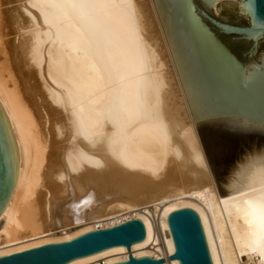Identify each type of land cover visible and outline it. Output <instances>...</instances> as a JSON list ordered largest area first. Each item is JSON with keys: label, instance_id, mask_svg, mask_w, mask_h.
<instances>
[{"label": "bare ground", "instance_id": "bare-ground-1", "mask_svg": "<svg viewBox=\"0 0 264 264\" xmlns=\"http://www.w3.org/2000/svg\"><path fill=\"white\" fill-rule=\"evenodd\" d=\"M207 1L219 12L227 0ZM157 5L0 0V106L18 167L0 214V256L141 218L147 235L130 252L114 246L66 264L153 256L156 245L166 258L175 251L168 217L191 207L214 264H264V122L208 119L237 138L219 186L200 134L209 107L179 66ZM257 77L263 67L242 80Z\"/></svg>", "mask_w": 264, "mask_h": 264}, {"label": "water", "instance_id": "water-1", "mask_svg": "<svg viewBox=\"0 0 264 264\" xmlns=\"http://www.w3.org/2000/svg\"><path fill=\"white\" fill-rule=\"evenodd\" d=\"M156 1L179 66L198 99L209 107L202 121L237 116L264 122V78L257 77L246 84L242 80L245 73L251 75L256 69L264 68V63L256 60L259 43L264 40V0H239L241 10L249 17V25L222 21L196 0ZM220 9L225 20L236 22L233 5ZM227 34L252 41L248 51L251 57L244 54L249 44L234 41ZM240 59L248 60L247 64ZM248 67L251 69L246 72ZM17 173L16 150L0 106V214L12 196ZM168 224L175 245L174 254L156 259L148 255L135 257L130 253L127 260L110 264H161L169 259H177L180 264H214L201 217L195 209L174 210L168 217ZM146 235L144 221L131 218L114 226L89 230L70 240L2 255L0 264H66L120 245L127 246L130 252L131 246L143 241Z\"/></svg>", "mask_w": 264, "mask_h": 264}, {"label": "rangeland", "instance_id": "rangeland-1", "mask_svg": "<svg viewBox=\"0 0 264 264\" xmlns=\"http://www.w3.org/2000/svg\"><path fill=\"white\" fill-rule=\"evenodd\" d=\"M196 2L199 5H201L203 8L207 9L209 12H215L214 15H216L218 18L224 19L223 14L220 11L221 9L219 10V12L216 11L213 6H211L209 3L205 2L204 0H196ZM231 4L233 5L235 11L236 23L248 24V19L240 11L239 4L237 2H232L230 0H227L226 2H223V4L220 7L226 8ZM262 59H264V45L256 53V60L262 62ZM240 60L245 64H247L248 60L245 59H240ZM250 68L251 67H248L247 70H249ZM207 122L208 121L202 122L203 125H201L202 126L201 139L203 141V147L205 150L209 168L213 174V177L215 178L219 186H221V184L225 179V175L228 172L229 166L233 161V155L237 149V147L234 146V142L236 141L237 138L231 135L230 133L220 131L215 126H212L213 124L208 126L204 125ZM128 214L130 213H125V215L124 214L121 215L116 214V215H119L118 216L119 218H123ZM115 216L111 215L110 216L111 218L108 216V218L106 217V219L103 218L101 220H98L99 222L96 223L102 224L108 221H113L115 218H117ZM105 260L106 258H102L97 261L102 263Z\"/></svg>", "mask_w": 264, "mask_h": 264}, {"label": "flooded vegetation", "instance_id": "flooded-vegetation-1", "mask_svg": "<svg viewBox=\"0 0 264 264\" xmlns=\"http://www.w3.org/2000/svg\"><path fill=\"white\" fill-rule=\"evenodd\" d=\"M205 2H207L208 3V1L207 0H204ZM210 4V3H209ZM240 8V7H239ZM205 9V8H204ZM205 10H207V9H205ZM208 11V10H207ZM240 11L242 12V14L243 15H245L246 17H247V19H248V24H241V23H236V22H233V21H227V20H224V19H220V18H218L216 15H214V14H212L211 12H209L210 14H212L213 16H215V17H217L218 19H220V20H222V21H225V22H229V23H233V24H237V25H249L250 24V20H249V17L247 16V14L245 13V12H243L241 9H240ZM220 32V31H219ZM222 33V32H221ZM225 34V33H224ZM227 35H231V37H232V39L234 40V41H238V42H244V43H246V44H249V47H248V49H247V51L244 53L245 54V56H247V57H251L249 54H248V51H249V49H250V47H251V45H252V41H247V40H245V39H241V38H239V36H237V35H233V34H227ZM262 45H264V40L263 41H260V43H259V47H261ZM259 47H258V50H259ZM257 50V51H258ZM253 57V56H252Z\"/></svg>", "mask_w": 264, "mask_h": 264}, {"label": "built area", "instance_id": "built-area-1", "mask_svg": "<svg viewBox=\"0 0 264 264\" xmlns=\"http://www.w3.org/2000/svg\"><path fill=\"white\" fill-rule=\"evenodd\" d=\"M170 233H171V231H170ZM151 249H153V251L155 252V255H153L152 257H154V258H156V259H160V258H165L163 255V253H162V250L161 249H159V247L156 245V246H154L153 248H151ZM175 252V251H174ZM174 252L172 253V254H174ZM157 254H159L158 256H157ZM166 254V253H165ZM172 254H170V255H172ZM169 255V256H170ZM245 261H246V259H245ZM245 264H256L254 261L253 262H248V263H245Z\"/></svg>", "mask_w": 264, "mask_h": 264}]
</instances>
